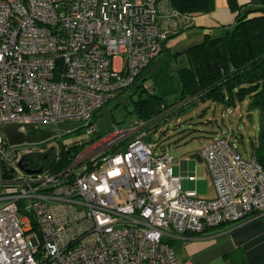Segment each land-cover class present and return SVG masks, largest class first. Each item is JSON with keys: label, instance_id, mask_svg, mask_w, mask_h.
I'll return each mask as SVG.
<instances>
[{"label": "built area", "instance_id": "1", "mask_svg": "<svg viewBox=\"0 0 264 264\" xmlns=\"http://www.w3.org/2000/svg\"><path fill=\"white\" fill-rule=\"evenodd\" d=\"M158 17V0H0V124L53 123L46 147H58L61 121L93 134L94 112L167 39ZM123 132L64 168L31 166L37 173L17 162L44 147L10 151L0 136V264H184L167 228L201 233L264 213V168L225 136L198 149L215 189L208 198L181 187L168 148L145 131L120 143Z\"/></svg>", "mask_w": 264, "mask_h": 264}, {"label": "trees", "instance_id": "2", "mask_svg": "<svg viewBox=\"0 0 264 264\" xmlns=\"http://www.w3.org/2000/svg\"><path fill=\"white\" fill-rule=\"evenodd\" d=\"M170 3L182 13L202 12L212 8L211 0H170ZM228 3L237 12L233 23L223 33L211 35L206 32L202 41L181 51H171L169 47H164L165 42L162 43L158 53L164 50L173 58L182 53L187 57V65L179 69L181 96L178 100L169 102L164 91L156 84H144L150 76L156 74L153 71L154 56L128 86L132 88L131 94H137V98L132 100L130 111L136 113L137 121L144 122L139 132L145 131L146 139L151 130L157 129L170 117L177 116L180 110L192 107L199 100H211L231 108L248 98V110L257 109L259 112L258 129L251 142L249 156H254L264 168V0H259L257 5L244 11H241L235 0H229ZM161 62L169 64V57L165 56ZM98 110L94 112L92 122ZM218 135L228 138L223 132ZM100 137L101 134L94 132L87 142L80 144L76 143L77 140H60L58 147H53L46 157L40 153V160L36 165L49 170L64 168L73 161L84 145ZM228 140L234 143L229 138ZM49 143L50 141L43 142L37 148L46 147ZM114 149L111 147L109 150ZM35 153L37 152L30 151L25 156L31 158Z\"/></svg>", "mask_w": 264, "mask_h": 264}, {"label": "rangeland", "instance_id": "3", "mask_svg": "<svg viewBox=\"0 0 264 264\" xmlns=\"http://www.w3.org/2000/svg\"><path fill=\"white\" fill-rule=\"evenodd\" d=\"M183 33H174L167 40L178 38V41H181L185 37ZM182 54L183 58H186V55ZM154 61L153 71L156 74L150 76L146 81L149 84H156L161 91H164L169 102L178 100L181 96V78L178 68L184 63L183 59H174L169 66L164 64L160 69L156 68L159 60L158 62L156 59ZM131 91V87L123 89L97 111L93 124L101 134L99 140H108L109 137L115 136L117 131L128 129L130 132H123L124 134L120 135L119 142L124 143L131 139L134 133H139V129L132 130L137 121V115L130 110L132 109V100L137 98V94H131ZM247 103L248 98H245L235 107L227 108L215 101L202 102L199 100L192 107L180 110L177 116L170 117L157 129L151 130L145 140L153 146H157L158 149L161 146H166L169 149V147L176 148L179 145H186L193 149L203 143L210 135L209 129L215 128L217 125L221 130H224V134H228V138L235 143L237 150L242 155L249 156L252 150L251 142L258 129L259 112L257 109L248 110ZM57 128L62 134L61 140L66 142L74 140L87 142L94 134L85 132L84 128H81L80 121H61L57 124ZM163 130L164 133H162ZM55 135V124L49 122L0 124V136L6 140L10 151L14 148H34L47 141L53 144L55 141L52 139ZM40 138L43 139L40 140ZM95 142L84 145L75 156L76 160L79 161L85 158L88 153L95 152ZM58 143L57 141L56 144ZM99 148L105 147L101 145ZM28 235L29 233H27Z\"/></svg>", "mask_w": 264, "mask_h": 264}, {"label": "crops", "instance_id": "4", "mask_svg": "<svg viewBox=\"0 0 264 264\" xmlns=\"http://www.w3.org/2000/svg\"><path fill=\"white\" fill-rule=\"evenodd\" d=\"M228 1L211 0L212 8L209 10L182 13L171 5L170 0H158V20L168 30V37L177 32H184L185 35L181 41H178V38L166 39L164 47H169L171 51H181L202 41L206 32L211 35L223 33L233 23L237 12L229 6ZM235 1L240 5L241 11L259 2V0ZM165 56L169 57L170 62L178 58L183 59L184 63L178 71L187 65V57L183 58V54L173 58L169 56L168 51L163 50L155 55L156 62L159 60L156 68L163 67L165 63L161 60ZM144 84L151 85L147 81ZM121 91L116 92L114 96ZM96 132L99 133L98 130ZM208 132H210L208 138L196 148L179 145L176 148L169 147V150L173 156L172 171L180 177L181 187L194 189L199 196L209 198L215 195V189L209 169L198 154V149L224 130L216 125ZM226 136L228 137V134ZM189 175H194V179H189ZM165 239L173 247L176 258L184 264H264V213L239 223H224L210 227L201 233L188 231L178 233L169 227Z\"/></svg>", "mask_w": 264, "mask_h": 264}, {"label": "flooded vegetation", "instance_id": "5", "mask_svg": "<svg viewBox=\"0 0 264 264\" xmlns=\"http://www.w3.org/2000/svg\"><path fill=\"white\" fill-rule=\"evenodd\" d=\"M53 147L54 146L52 145L50 147H44L41 150H34L37 153H35V155L31 158H26V156H24L22 163L29 167L35 166L40 160V153H43V156L45 157L47 154L52 152Z\"/></svg>", "mask_w": 264, "mask_h": 264}, {"label": "water", "instance_id": "6", "mask_svg": "<svg viewBox=\"0 0 264 264\" xmlns=\"http://www.w3.org/2000/svg\"><path fill=\"white\" fill-rule=\"evenodd\" d=\"M24 158V155H22L19 159V161L17 162V166L19 169L23 170L24 172L26 173H37V172H40L42 170V167H39V168H30V167H26L23 163H22V160ZM13 168L9 170L7 176L13 172ZM3 174H6L5 172Z\"/></svg>", "mask_w": 264, "mask_h": 264}]
</instances>
